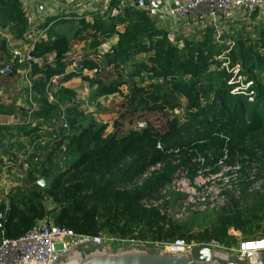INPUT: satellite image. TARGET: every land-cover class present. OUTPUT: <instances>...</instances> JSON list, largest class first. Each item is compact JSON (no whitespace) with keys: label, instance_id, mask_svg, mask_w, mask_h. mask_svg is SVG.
<instances>
[{"label":"trees","instance_id":"16d2710c","mask_svg":"<svg viewBox=\"0 0 264 264\" xmlns=\"http://www.w3.org/2000/svg\"><path fill=\"white\" fill-rule=\"evenodd\" d=\"M50 18L38 26L47 28V39L37 40L30 53L53 59L33 63L31 86L21 88L32 93L31 122L0 125V139L10 141L14 128L28 143L49 136L53 145L35 144L26 159L32 167L8 192L7 206L0 203V211L6 209L3 235L18 237L50 214L57 226L76 234L107 232L149 245L214 239L230 246L236 243L230 229L245 239L263 236L264 27L255 28L253 37L235 33L227 47L226 36L216 44L206 26L200 39L185 38L179 45L146 10L121 7L118 0H110L92 22L76 15ZM30 28L20 0H0L1 30L27 40ZM114 36L115 43L100 53ZM77 40L86 44L73 58ZM224 49L228 59L218 57ZM9 59L6 40L0 39V67ZM73 63L75 71L67 73ZM18 70L13 64L3 83H16ZM74 79L88 82L94 98L112 95L118 110L110 131L93 112L79 109L76 92L66 85ZM27 111L14 102L0 104V115L25 117ZM138 122L145 125L138 128ZM17 145L23 155L26 144ZM221 163L246 176L239 191L233 186L223 192L226 199L215 209L191 211L183 219L168 216V208L186 198L172 188L174 177L193 183L200 172L219 173ZM252 167L257 171L249 179L246 169ZM40 179L48 185L38 184ZM255 180L257 188L251 187Z\"/></svg>","mask_w":264,"mask_h":264},{"label":"built area","instance_id":"2783aa9c","mask_svg":"<svg viewBox=\"0 0 264 264\" xmlns=\"http://www.w3.org/2000/svg\"><path fill=\"white\" fill-rule=\"evenodd\" d=\"M56 2H62L65 5L71 3L72 0H55ZM110 1V0H109ZM264 5V0H180L178 3L172 4L170 1H167L166 6L168 13L171 17L177 18L179 20H186L187 22L193 23H202L206 26H209L212 30V34L214 37V42L216 44H220L221 37L223 36L225 29L224 26L229 24V22H235L238 17L244 18L249 17L254 14L256 11H259V17L264 19V10L261 9ZM148 11L147 7L143 8ZM69 11V10H67ZM104 10H102L103 12ZM70 12V11H69ZM68 13V12H67ZM64 18H71L72 16H68V14L63 15ZM47 29V28H46ZM46 29L41 32H38L37 37L34 42L32 41L30 48L23 50L21 48H12L9 51L10 59L9 61L0 67V76L5 75L10 72L11 66L13 64H17L23 74L24 78L27 81V84L30 88L31 83L29 80V74L31 73V66L33 63L43 64L45 62H51L53 59L52 54H47L42 57H34L30 52V49L34 46V43L37 40L43 39V34ZM168 37L170 40L175 39L174 33H169ZM225 44L227 46H232L233 41L228 39ZM227 52V51H226ZM223 52L222 55L218 56L220 58L228 59ZM223 65H227V62H224ZM76 64L73 63L68 70V72H74ZM86 72V71H85ZM58 76H55L57 79ZM87 84L88 82H84ZM30 93V92H29ZM30 93L28 95V111H27V122H31V113L34 111L35 104L31 98ZM51 99V96H49ZM112 99V95L102 96L99 100H110ZM145 124L143 122H138L136 127H143ZM38 141L40 143H48V141H53L51 137L44 136L40 138ZM36 140L29 142L25 145V152H23V165H26V159L28 156L34 154L35 152V144ZM22 156V154L20 155ZM17 164H20L17 161ZM154 167L151 168V170ZM148 172L145 173L142 177H146ZM181 182L188 183L190 182L186 177H180ZM177 179L174 177L172 180V188L176 191H181L178 187L173 183L174 180ZM221 197L225 200V196L220 194ZM224 200L218 206L224 203ZM143 204L148 206V202L146 200L141 201ZM150 204L156 205L157 202L150 201ZM7 206V204H6ZM204 208L205 204L202 205ZM217 206V207H218ZM211 209V208H204ZM6 210V209H5ZM5 210L0 211V230H1V238H0V264H21L26 262L30 264L31 262H51L56 256L68 250L69 248L88 242L93 241L97 244L104 245L106 247H111L115 245V243H123V242H132L128 239H120L112 234L107 232H103L97 236H90L84 234H76L72 230L67 228H62L57 226L53 218L50 214H46L43 218L37 220L31 228L26 230L24 233L15 238L5 237L3 235V225L2 221L5 217ZM50 210V208H49ZM168 216H169V210ZM137 244L149 245L147 242L133 241ZM150 243V242H149ZM170 246L174 248L175 251H183L189 252L195 246H205L214 250H225L229 252V254H235L238 257L245 258H259L261 252L264 251V235L255 237V238H244L236 241L234 246H225L218 242L217 240H210L208 242L196 243V242H185L184 240H175L172 243H164L160 244Z\"/></svg>","mask_w":264,"mask_h":264},{"label":"rangeland","instance_id":"374dc122","mask_svg":"<svg viewBox=\"0 0 264 264\" xmlns=\"http://www.w3.org/2000/svg\"><path fill=\"white\" fill-rule=\"evenodd\" d=\"M42 5H46L48 8V16H51L50 19H53L54 16L58 15V11L56 7H51L49 8V5L47 3L41 2ZM43 20L44 17H43ZM226 25L224 26L225 29ZM259 27H264V19H256L254 18L252 20H248V24L244 21H239L235 23V25L227 27V31L225 30L223 36H226V40L232 39V37L235 35V33L239 32H246L247 35L253 37L254 36V31L256 30L255 28ZM5 32L0 34V39L6 38L4 35ZM8 38L11 40L12 37H10V34H7ZM3 36V37H2ZM77 40L74 45L72 46V53L71 56L73 58H78L79 55L82 54V49L81 46L83 44L82 41ZM29 42L28 40H21L20 47L21 49L27 48ZM226 45V44H225ZM228 47V46H227ZM225 48V47H224ZM227 50L224 49L221 53L220 56L222 55L223 52H226ZM264 77V74H263ZM78 80V83L73 86V90L76 92L75 93V102L78 104V107L80 110H83L84 112H93L94 118L96 121L101 122L103 124H107V131L111 130V125L114 121V118L116 117L115 114H109L108 111L106 110L107 107L112 106L114 111L118 110L117 106H113V101L110 100H99V97L94 98L92 89L87 87V84H85L83 81ZM240 78L236 77L234 81H239ZM20 88V87H14L11 89V92L8 95H12L16 93L14 89ZM9 91H7L8 93ZM21 92V90H20ZM22 93V92H21ZM6 99L5 101H3ZM3 102H13V97L9 96L8 97H3L2 99ZM27 100L25 101V104L20 107H26L28 106ZM111 107V108H112ZM19 108V107H18ZM15 117V119H14ZM12 121L15 122V124L11 123L9 125L11 126H17L22 123H28L27 122V116H23L20 113H16L13 115ZM46 125H43V128H45ZM11 131L13 132L12 138L10 139V143H28V139L26 137L18 136L16 131H14V128H11ZM52 138V137H51ZM4 140V138L0 139L1 141ZM41 142V141H37ZM49 145L52 144V141H48ZM47 144V143H44ZM7 144L4 148H7ZM3 148V149H4ZM25 150V147H24ZM21 151L16 149L14 156L11 157L10 154H0V188H4L3 192L0 194L2 196L5 195L4 191L8 192L9 188H12L13 186H17L22 183L23 178L25 177V173L32 167L31 165V160L30 162L27 163L26 165H22L24 162L23 155H21ZM258 153H261L258 151ZM17 161L20 162V164H17ZM14 162V163H13ZM10 163H13L15 166L13 168L10 167ZM5 166V167H4ZM9 166V167H8ZM254 166V165H253ZM257 170L252 167V169H246L247 175L249 176V179H252L255 177V172ZM245 175L241 174L240 172L237 171V169L234 168H228L224 166L221 163V170L217 174H210L206 175L203 172L198 173L197 177L194 179L193 183H188L186 180L185 182H181V178H177L174 180V184L176 187H178L181 192L186 194V198L184 200H181L176 207L173 208H168L169 210V216L178 218V219H183L185 218L191 211L195 210H204V208H217L219 204L224 200L223 197H221L220 194H222L225 191H233V186H236V192L239 191L237 188V185L241 179H245ZM259 186V181L255 180L254 183H252L251 187L257 188ZM236 195V194H235ZM203 204H205V207L202 208ZM229 233L233 235L236 238V241L244 239V237L241 235V233L237 230L230 229ZM210 241V240H209ZM194 242V241H191ZM208 242V241H207ZM199 243V242H196ZM132 244H137L135 242H123V243H115V245L109 247L110 249H117V248H125V247H130ZM138 245V244H137ZM144 245V244H140ZM149 248L151 249H160L163 251H171V252H183L181 250L175 251L174 248H171L170 246H167L166 244L163 246L160 245H148ZM231 246H234V244H231ZM219 251H225V250H219ZM227 252V251H225ZM229 253V252H228ZM231 256H236L235 254H231Z\"/></svg>","mask_w":264,"mask_h":264},{"label":"crops","instance_id":"0c3cea01","mask_svg":"<svg viewBox=\"0 0 264 264\" xmlns=\"http://www.w3.org/2000/svg\"><path fill=\"white\" fill-rule=\"evenodd\" d=\"M147 1H148V4L146 6H139L138 8L143 9L144 7H147L148 9L147 12L150 16V19L154 22V25L156 27L166 30L168 34L174 33L175 42L178 43L179 45L182 44L183 39L185 38L194 37L196 39H200L202 37V34L204 33V28L206 27L205 24L187 22L186 20L181 21L177 18L171 17L170 14L168 13L167 6H166L167 1H170L172 4H175V3H178L180 0H147ZM20 2L22 4V7L25 10L27 20L29 24L31 25L29 33L27 34V40L29 41V44L27 48L23 49V50H26L30 48L29 46L31 45L32 41L34 42L35 38L38 35V32L43 31V29H39L38 26L46 20L48 13H49L46 5H42L41 2L47 3L49 5V8L50 6L56 7L59 15L68 14V16H72V15H76L78 17L82 16L86 21L92 22L95 14L98 13L102 15L106 12L110 1L109 0H72L71 3H69L68 5H65L62 2H56L55 0H20ZM118 5L121 7L128 6V5L135 6L133 3V0H118ZM261 9L264 10V5L262 6ZM67 10H69L70 12ZM102 10L104 11L102 12ZM115 12H116V9L114 10L113 13ZM259 14L260 12L256 11L254 14H252L249 17H244V18L238 17L235 22H229V24H226L225 30L227 31L228 29L227 27L235 25L237 20L244 21L248 24V20H252L253 18L254 20L262 19L261 17H259ZM43 17L45 20H43ZM6 30L7 29H3V30L0 29V34L5 32V35L4 34L3 35L6 37L5 40H6V45H7L8 50L11 51L12 48H20L18 46L20 45L21 40H15L11 35H9L10 37H12V39L10 40L7 37L8 36L7 34L9 33ZM43 39H47L46 31L43 34ZM115 41H116L115 36L110 38L107 42L103 43L99 47V52L103 53L107 51L110 48V46L115 43ZM85 44L86 42H83L81 49L85 47ZM19 74H21L22 76H19L16 83L11 84L10 86L3 83L2 79H4V76H0V104L5 103L3 101H5L6 99L2 101L3 97L9 98V96L13 97V102L15 103L17 108L20 106H23L26 100L28 102L29 93H26L25 91L23 92L21 91L22 93L20 92V90H22L21 88H23L22 85H24L25 87L26 86L25 84H27V81L24 78L23 74L20 73V71H19ZM77 83H78V80L74 79L70 83H66V85L73 89V86ZM16 86L20 87V88L14 89L16 93L12 95H8L11 92V89ZM7 91L9 92L7 93ZM9 103H12V102H6L5 104H9ZM113 106L115 105L113 104ZM111 107L112 106L107 107L106 110L108 111V113L117 115L116 110L114 111L113 107L112 108ZM12 118H13V115H0V125H9L11 123L15 124V122L12 121ZM0 136H2L1 133H0ZM1 142L2 143H0V154L1 153L10 154L11 157H13L16 151L15 149H17L18 145L17 144L15 145V143L13 145L9 144L8 140L6 141L2 140ZM6 144L8 146L7 148H4ZM13 163H10V167L9 166L8 167L13 168L15 166ZM14 187L15 186H13L12 188H9L8 192L13 190ZM3 189L0 188V194L3 192ZM8 192L4 191V193L6 194L5 195L2 194V196L0 195V203L4 202L5 205L7 204Z\"/></svg>","mask_w":264,"mask_h":264},{"label":"water","instance_id":"95a60500","mask_svg":"<svg viewBox=\"0 0 264 264\" xmlns=\"http://www.w3.org/2000/svg\"><path fill=\"white\" fill-rule=\"evenodd\" d=\"M133 3L139 7L146 6L148 1L133 0ZM38 184L48 185L44 179H40ZM21 264L27 263L23 261ZM30 264H264V251L259 258H245L205 246H195L189 252H171L140 244L110 249L88 241L69 248L51 262L34 260Z\"/></svg>","mask_w":264,"mask_h":264}]
</instances>
